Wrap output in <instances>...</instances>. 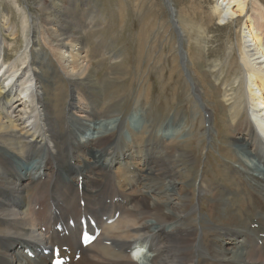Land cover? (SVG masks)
I'll return each instance as SVG.
<instances>
[{"label":"bare ground","instance_id":"6f19581e","mask_svg":"<svg viewBox=\"0 0 264 264\" xmlns=\"http://www.w3.org/2000/svg\"><path fill=\"white\" fill-rule=\"evenodd\" d=\"M63 1L52 0L54 9L45 16L49 27L44 43L58 51L50 53L58 64L52 78H44L36 66L30 13L18 5L25 48L12 58L19 31L12 21L1 19L0 9V264H50L52 254L43 251L55 245L70 247V264H264V3L215 0L220 24L247 19L239 29L237 57L214 66L220 77L227 74L221 97L230 110L221 125L226 138L220 153L231 161L204 167L195 189L184 181L196 178V148L187 153L160 138L162 122L144 104L135 108L150 113L151 130L130 129L135 139L125 133L122 137L130 125L114 108L121 90L98 97L82 89L96 56L106 58L107 53H92L82 37L57 21L56 13L68 17ZM169 70L174 78L176 73ZM59 74L70 82L71 93L67 101L61 91L55 93L51 104L46 91L54 88ZM191 84L202 99L197 83ZM133 114L131 122L138 111ZM118 118L115 132L87 138L97 122ZM126 158L137 168L123 165ZM192 163L196 166L184 174L176 169ZM177 185L179 193L173 192ZM117 211L119 216L109 224ZM87 214L103 230L83 248L79 220ZM59 224L68 235L56 230ZM140 247L145 251L133 254ZM79 249L82 256L75 260Z\"/></svg>","mask_w":264,"mask_h":264},{"label":"rangeland","instance_id":"374dc122","mask_svg":"<svg viewBox=\"0 0 264 264\" xmlns=\"http://www.w3.org/2000/svg\"><path fill=\"white\" fill-rule=\"evenodd\" d=\"M261 1L264 3V0ZM214 3L215 0H64L62 6L65 15L70 18H64L62 13V16L60 13L55 14L57 21L69 26L74 35L83 38L82 44L86 49H92V53H107L106 58L96 56L90 77L81 87L98 97L116 88L121 90L114 108L126 115L125 121L130 125L129 129L122 131V137L125 133L129 139H133L132 131L141 133L144 127L151 130L150 113L135 108L138 104H144L146 109L155 112L153 119L162 122L158 127L160 138L167 142L174 141L185 151L189 150L187 153L197 149L196 178L184 181V184L195 189L200 183L204 167L220 166L221 163L231 161L220 153L223 151L221 142L226 138L221 125L225 122L224 113L230 110L221 97L223 78L227 74L220 77L214 71V66L224 65L229 57H237L239 29L247 19V16H242L236 23L220 24L214 14ZM18 5L31 15V38H36L31 47L35 52L36 66L41 68L44 78H52L53 69L58 64L50 53H56L57 50L44 42L49 27L46 26L45 16L54 9L53 2L0 0L1 19L12 21L19 31L14 43L16 50L11 52L12 58L25 48ZM83 8H87L91 17H84L83 12L86 10ZM79 19L84 22L76 24L75 21ZM90 22L93 24L87 29ZM7 41L12 40L7 38ZM169 69L176 73L174 78L169 75ZM233 77L234 74L230 75L231 79ZM191 80L197 83L196 91L203 95L202 99L195 95ZM55 81L54 88L47 90L45 95L51 104H55V93L61 91L66 101L71 93L70 82L65 76L59 74ZM213 98L219 100L218 104ZM135 111L138 114L131 122ZM119 120L121 118L97 122L87 138L92 140L115 132ZM236 148L240 150L233 146V150ZM15 163L19 165L20 161ZM125 163L128 168L129 164L134 165L133 160L127 158L123 165ZM195 163L190 167L181 165L176 169L184 174L195 167ZM120 166L118 164L117 168ZM145 171L144 168L142 172ZM180 187L177 185L173 192L179 193ZM37 207H40V203L35 206V211H38ZM202 218L206 222L209 220L204 215ZM240 250L235 249L237 252Z\"/></svg>","mask_w":264,"mask_h":264}]
</instances>
